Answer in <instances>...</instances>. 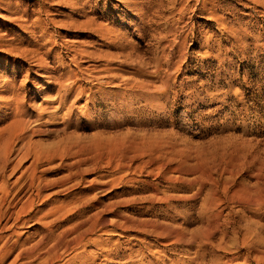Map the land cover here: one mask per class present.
<instances>
[{
  "label": "rangeland",
  "instance_id": "obj_1",
  "mask_svg": "<svg viewBox=\"0 0 264 264\" xmlns=\"http://www.w3.org/2000/svg\"><path fill=\"white\" fill-rule=\"evenodd\" d=\"M10 1L8 7L0 3V187L8 192L0 191V205L9 212L33 198L31 212L22 217L25 227L15 229L21 241L29 245L40 238L61 213L50 215V208H73L81 180L110 175L98 158L100 148L127 143L135 150L130 156L140 147L152 162L139 171L141 159L128 156L130 168L116 177L129 174L147 188L134 183L136 190L127 194L117 184L91 192L94 206L176 193L170 210L155 205L145 217L171 215L157 219L186 239L173 244L171 237L162 246L153 236L134 262L264 264V0ZM81 150L83 160L73 167L75 158L56 157ZM159 165L177 169L169 174L180 176L182 183L171 186L177 191L153 189ZM78 169L88 173L56 184ZM89 213L68 217L55 235L70 224L68 235L81 232ZM109 228L86 241L128 248L133 234ZM6 230L0 235L11 234ZM38 256L40 262L44 255ZM91 260L87 255L81 262Z\"/></svg>",
  "mask_w": 264,
  "mask_h": 264
},
{
  "label": "bare ground",
  "instance_id": "obj_2",
  "mask_svg": "<svg viewBox=\"0 0 264 264\" xmlns=\"http://www.w3.org/2000/svg\"><path fill=\"white\" fill-rule=\"evenodd\" d=\"M5 1L6 0H0V3L5 5L6 7H8L9 3L8 2L5 3ZM8 1H10V0H8ZM5 9H3V10H5ZM12 13H14V12H12ZM17 13H18V11H17ZM17 18H19V17H17ZM15 19L16 18H14V19L13 18H8V20H6V21H8V23L9 22L13 23L15 21ZM23 25H24V23H23ZM22 29H24V28H22ZM0 45H1V43H0ZM70 75L68 76V78L70 77ZM72 76L74 77V75H72ZM72 76H71V80H73ZM61 90H63V88ZM71 90H72V88H71ZM60 94H61V92H60ZM62 95H64V94L62 93L60 96H62ZM63 97H65V95ZM14 112H15V110H14ZM17 115H18V113H17ZM19 121H20V119L18 120V122ZM125 144H127V143H125ZM125 144L116 143V145L113 144V146H111V145L108 146L107 149L100 148V152H98V158L99 159L101 158V160L105 159L104 161H106V165L111 170L110 175L108 174L110 176V178L106 179V177L108 175L105 174V176L104 175H100L99 179L89 180L88 182H84L82 180L81 181L79 180L80 182L77 183V186H79L78 188H79L80 191L75 194V196L72 198V201H71V206L73 208L70 206L72 209H70V210L67 209L66 212L64 210H62V208H61L62 206L58 207L59 205L50 208L48 210V213L50 215L56 216V213L59 214L60 212L62 214L60 213L58 216H56V218H54V219L52 218L53 220L48 221V223L46 224L47 226H45L44 229L42 230V234H41L40 238L38 240H35V241L31 242V243H28L29 245H27L25 241H21L22 240L21 239V235H20V233L16 232L15 229L25 227V224L27 223V221H23L24 218L22 219V217L28 215V213L31 212L30 210L32 208H30V207L32 206L33 198L30 199V201L28 200L27 202H24V203L20 204L16 208L11 205V207H9V209H8L9 212L8 211L6 212V211L2 210L1 205H0V221L2 220L3 217H7V216H8L9 220L11 219L10 220L11 223H9L10 222L9 220H6L4 225L0 226V232H2L3 229H5V230L7 229L6 231H9V232L11 231V234L9 233V235H6V236L0 235V264H2L3 260L8 258L9 256H12V259L10 260V262L8 264H53L63 254H65L68 250H69V253L70 252H74V253L70 257H68L66 259V262L63 263V264H103V262L105 264H142V263H140L141 261L138 263L137 262L138 260L135 259V257H136V255H139L138 251L140 250L141 246H144V245L145 246H150L151 241L149 240V238H152L153 236L157 240H161L160 241V245H162V246H168L169 244L167 242V239L171 238V237H173V239L171 241L173 244H178L179 242L185 243L186 239L183 237V235H180L181 234L180 232L176 233L175 232L176 230H174L173 227L170 228V226H168L167 224L162 223V221L159 222L158 221L159 219H157V217L159 216L162 219H168L169 220L171 215L168 217V216L161 215V214H158V213L157 214H153L154 213L153 212L152 215H154V216L152 218H146L145 217L147 214H149L150 210H153L155 208L154 207L155 205L157 207L163 206V208H159V210H170L171 203H172L173 200H175L174 199V195L176 193L174 195H172L169 192L170 193V196H169V195H167L168 193L166 194V193H164V191H162L163 193L160 196H157L156 194L152 195V196H145V197L141 198L138 202L136 200H134V198H126V199H123V200L121 199V200H117L116 202H110V203H107V204H103L102 203L100 205V208H98V206H94V204L98 203L97 202V198L94 196L97 193L96 191H103V190H106V189L115 188L117 186V184H122V187L124 188V190L127 191V192H124V191L123 192L127 193V194H130V193L134 192V189L136 187L141 188L144 191H145V188H147L148 184L146 182L138 183L134 178L130 177L129 174L120 175V176L116 177V174L118 172L119 173L120 172H124L125 170H127L125 168H130V166L127 163V159L130 162L133 161L132 158H128V156H130V153L133 150H131V148L129 146L130 144H127L128 146L125 145ZM10 147H11V144H10ZM98 147H97V149H99ZM131 147H132V144H131ZM27 148H28V146H27ZM133 148H134V146H133ZM139 148L140 147H138V149L136 148L139 153L136 154L137 153L136 152L134 155L132 154V156H130V157H133V158L138 157L139 159H141L140 163H141L142 166L139 164V166L136 167V169H138L139 171H142V167H144L146 165L149 166V164L152 162L151 159L153 157L150 160L149 159L146 160V158H148V157H146V153L144 152V150H141L142 148L141 149H139ZM7 151H8V149H7ZM10 151H8V152H10ZM77 151L79 152L80 148H78ZM153 151H156V150H153ZM4 152H5V150H4ZM8 152H6V153H8ZM78 152H76V151L73 152V153L72 152H69V153L65 152V154L56 155V157L60 161H63L65 159H67V158H75V161H73L71 163L72 164L71 167H73L75 164L80 165L82 160H83L82 150H81L80 153H78ZM156 152H158L156 154L159 155V151H156ZM7 156H8V154H7ZM4 158H6V157H4ZM51 158L52 157H50L49 159H51ZM2 161H4V159ZM4 162H6V160ZM184 164H186V163H184ZM154 167H155V165H154ZM173 167L170 168L169 171H166L165 169H167V168L164 167L163 165H159L157 167L158 171L153 175L155 182L152 184V187H153V189L155 191H158L160 187H166L168 189L172 188L173 190L177 191L175 189V187H171V186L175 185V184L182 183V181H179L178 177H180V176L174 177V176L169 175V174H172V173H170L171 171H177V169H175ZM35 168L36 167L33 165V170ZM2 169H4V168H2ZM109 169H108V171H110ZM122 170H124V171H122ZM153 171H155V170L153 169ZM32 172H34V171H32ZM85 173H88V171H85V170L79 171V169H78L77 172H70L67 176H65L64 179H60V180L56 181V184H63L64 182L69 181L72 177L81 178ZM25 174H27V173H25ZM35 175H36V173L34 172V178H33L34 181L33 182H35V179L37 178V177L35 178ZM29 176L31 177L30 173H29ZM114 176L116 178H114ZM28 180H26V181H28ZM192 180H194V179L192 178ZM134 183H136V187H134ZM46 185L42 184V185H40V187H38V186L36 187L37 194L35 196V199L39 198L41 196L40 193L43 191V189L46 187ZM181 187L182 186H180V188ZM187 187L189 188V186H187ZM70 189H71V185H70ZM5 190H6V188H4L3 186L0 187V191H3L2 194L4 192H5V194L8 193ZM91 192H94V193L96 192V193L93 195ZM240 193H242V192H240ZM88 194L89 195L92 194L93 196H91V197H93V198L87 197ZM176 195H178V194H176ZM248 195H249V193H248ZM182 196H184V195H182ZM2 200H4V199H2ZM45 201H46V199L44 201H41L42 203H40V204L44 205ZM67 202H66V204H67ZM216 203H218V202H216ZM141 204H144V205L142 206ZM62 205L64 206V204H62ZM213 205H215V204H213ZM63 209H64V207H63ZM63 211L65 213H63ZM86 211H90V213H89L90 215L87 216L88 225L86 224L87 227L84 226L85 228H83L82 231L80 230L81 232H77L76 231L77 234L73 233L72 235H70L71 234L70 233L71 228L68 227V226L71 225L70 224V225L65 227L67 229H65V230L64 229H62V230L60 229L59 233H57L55 235V233H54L55 228H57L60 224H62V223L64 224L65 222H67L68 217L74 216L77 219V217H82V215L86 214ZM213 212H215V211H213ZM197 215H198V213H197ZM209 215H211V214H209ZM199 219H201V218H199ZM79 220L77 221V223L75 221L77 229H81L80 226L83 225V224H81L79 222ZM203 220H205V219H203ZM215 224H216V222H215ZM106 226H110V228H112L113 230H120L122 233L123 232H127L129 234H133L131 241L130 242L128 241L129 243H126L125 247H128V248H121L122 246L120 247V244H116V245L114 244V248L113 249H106V248L100 247L98 242H94L92 240L86 241L87 238L85 239V237H89L88 234H90V233L94 234V232H96V231H98L100 229H104V227H106ZM110 228H109V230H112ZM61 231H63V232H61ZM68 232L70 233L69 234L70 236L68 235ZM71 232H73V231H71ZM109 232H111V231H109ZM112 234H113V232H112ZM137 235H140V236L143 235L144 236V239H143L144 241H142V240L139 241V240L135 239V237ZM203 236H201V237H203ZM189 240L191 241V239H189ZM133 241H135V243H133ZM88 246H94L96 249L89 251ZM97 247H100V248H97ZM146 248H148V250H149V247H146ZM38 255H44V257L42 256L43 258L40 259L41 260L40 262L38 260L39 259ZM87 255L92 260L89 261V262L87 261V262H83L82 263L81 262L82 258L84 256H87ZM98 257H102L100 263H97V261L99 260ZM134 259L137 260V261L134 262ZM139 260H142V259H139ZM142 262H143V260H142Z\"/></svg>",
  "mask_w": 264,
  "mask_h": 264
}]
</instances>
